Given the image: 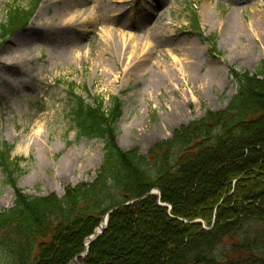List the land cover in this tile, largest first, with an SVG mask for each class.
<instances>
[{
  "label": "rangeland",
  "instance_id": "374dc122",
  "mask_svg": "<svg viewBox=\"0 0 264 264\" xmlns=\"http://www.w3.org/2000/svg\"><path fill=\"white\" fill-rule=\"evenodd\" d=\"M31 1L0 0V23L6 6ZM55 1L40 0L26 28L0 43V147L22 159L16 188L34 197L90 183L102 162V140L77 136L71 84L105 110L118 99L117 146L147 153L223 110L236 94L230 72L253 74L264 61V0H75L69 16ZM191 6L203 39L189 25ZM70 16L74 30L63 28ZM13 200L0 170V211Z\"/></svg>",
  "mask_w": 264,
  "mask_h": 264
},
{
  "label": "trees",
  "instance_id": "16d2710c",
  "mask_svg": "<svg viewBox=\"0 0 264 264\" xmlns=\"http://www.w3.org/2000/svg\"><path fill=\"white\" fill-rule=\"evenodd\" d=\"M39 5L6 6L0 43L25 29ZM188 11L203 39L195 10ZM205 39L215 51V38ZM230 76L236 94L223 110L207 111L147 153L117 146L118 99L105 110L103 100L88 103L71 84L77 136L102 140L101 165L93 181L67 186L61 197H34L16 188L22 159L1 146L14 200L0 211V264H264V61L253 74ZM153 190L159 195L147 196ZM121 205L77 258L103 216Z\"/></svg>",
  "mask_w": 264,
  "mask_h": 264
},
{
  "label": "water",
  "instance_id": "95a60500",
  "mask_svg": "<svg viewBox=\"0 0 264 264\" xmlns=\"http://www.w3.org/2000/svg\"><path fill=\"white\" fill-rule=\"evenodd\" d=\"M159 195V193L157 192V191H153V192H151L150 194H148L147 196H149V195ZM146 196V197H147ZM140 201V199L139 200H134V201H132V202H130V203H128V204H125V205H130V204H133V203H137V202H139ZM124 205V206H125ZM121 207H123V205H121V206H118V207H116V208H113L112 210H110L109 212H107L104 216H103V218L101 219V222H100V224H99V227L97 228V230L94 232V234L91 236V237H89L88 238V240L85 242V249H84V253H82L81 255H79L77 258H80V259H83L84 257H86V255H87V253H88V248H89V246L94 242V241H96L102 234H103V232L105 231V229H106V227H107V224H108V217H109V215L112 213V212H114L115 210H117V209H119V208H121ZM162 207H167V205H162ZM169 209H170V207H168ZM76 264H78V263H76Z\"/></svg>",
  "mask_w": 264,
  "mask_h": 264
},
{
  "label": "bare ground",
  "instance_id": "6f19581e",
  "mask_svg": "<svg viewBox=\"0 0 264 264\" xmlns=\"http://www.w3.org/2000/svg\"><path fill=\"white\" fill-rule=\"evenodd\" d=\"M72 2V4H71ZM55 5L59 8V10L57 11L59 14H65L67 16H69V12L71 11V9L73 8V6H75V0H56L55 2ZM66 3L68 5H66ZM69 13V14H68ZM206 11L205 10H202V13H201V17H202V22H205L207 20V16H206ZM234 15V13H231V16L229 19H231ZM234 19V17H233ZM73 17L70 16V18L68 19V22H67V25H65L63 28L65 29H70V30H74V26H73ZM62 30V29H61ZM64 31V30H62ZM31 33V32H30ZM17 41V40H15ZM72 43H75V40L72 39ZM14 44V42H13ZM7 51L5 50V53Z\"/></svg>",
  "mask_w": 264,
  "mask_h": 264
}]
</instances>
